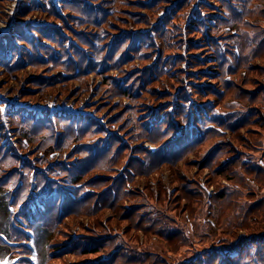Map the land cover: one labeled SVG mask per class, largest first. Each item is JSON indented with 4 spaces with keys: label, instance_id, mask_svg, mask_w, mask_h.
I'll return each instance as SVG.
<instances>
[{
    "label": "rangeland",
    "instance_id": "374dc122",
    "mask_svg": "<svg viewBox=\"0 0 264 264\" xmlns=\"http://www.w3.org/2000/svg\"><path fill=\"white\" fill-rule=\"evenodd\" d=\"M20 1L0 0V35L10 23H30L50 25L63 40L59 45L39 41L30 31L37 46L56 58L44 55L46 59L39 63L19 56V69H11L8 78L0 67V147H6L9 156L0 168L2 179L16 175L9 180L11 185L0 184V264H84V257L62 250L64 243L81 246L101 235L115 238V246L119 245L109 254L111 248L102 250L101 258L127 253L128 258L116 264H210L223 253L213 246L264 232V0H223L225 10L214 0H183L176 11L181 14L173 22L180 26V46L161 51L158 40L152 39L151 48L141 50L149 52L145 58L120 60V56L119 62L111 64L117 66L106 72L88 66L97 57L112 59L106 52L111 37L122 29L150 33L168 0L150 10H137V1L143 0H81L91 7L114 8L107 12L112 15L107 22L97 26L86 23L79 13L61 12L56 3V18L43 11L18 17ZM136 11L146 23H131ZM195 18L203 25L200 30L191 25ZM196 39L202 40L198 46L190 44ZM213 50L220 53L224 65L211 62ZM158 52L161 59L176 52L181 59L165 57L169 76L144 86H151L153 93L138 89L132 98L122 94L115 81L130 83L143 65L151 64L147 57L156 62ZM191 59L192 64L187 63ZM198 69L215 74L198 73ZM177 76L179 80L172 78ZM199 83L218 93L216 98L203 96L212 106L209 111L227 122L245 115L244 122L230 130L207 120L209 134L193 151L153 159L162 140L145 135L140 120L147 115H139L145 108L150 111L155 99L170 107L171 99L197 89ZM9 106L62 117L51 123L13 122L5 114ZM70 114L88 118L96 128L83 130L87 126L69 120ZM104 133L115 135L117 141L104 158L95 156L88 164L92 156L87 151L105 141ZM45 184L55 185L73 202L84 196L90 200L69 208V215L59 214L56 205L53 213L40 222L33 218L32 224L15 215L22 201L11 205L10 197L32 198L36 203ZM104 191L111 194L101 200L98 196ZM147 219L154 223L149 226ZM259 255L264 260V248L253 259L259 261Z\"/></svg>",
    "mask_w": 264,
    "mask_h": 264
},
{
    "label": "trees",
    "instance_id": "16d2710c",
    "mask_svg": "<svg viewBox=\"0 0 264 264\" xmlns=\"http://www.w3.org/2000/svg\"><path fill=\"white\" fill-rule=\"evenodd\" d=\"M162 1L163 0L137 1V10L142 7L146 10H150L156 4L157 8L161 7ZM182 1L183 0H168L170 4L166 8H164V15L161 18H158L156 23L151 27L150 33L152 35L147 32H142L141 30L129 29H122L120 32L115 33L111 37V41L108 43L109 46L106 49V52H108V56H110L112 59L103 61L102 58L98 59L97 57L94 59L93 64H90V66H88L89 70L95 71V68H98L100 72H106V70L108 68L110 69L111 66H117V64H111L119 62L118 58L120 56V60H127L132 56L140 59L145 58L149 52H141V50L148 47L151 48L152 39L155 38L161 45V51L169 49L174 45L180 46V39L178 37L180 26L177 25V23L173 22L174 20H177L181 14L180 12L176 13V11L181 8L179 7V5ZM214 1L219 4V7L222 10L227 9V7L223 5V0ZM54 3L58 4L61 12H63L64 10H69L75 13H79L81 16L85 17L86 23H90L95 26L106 23L108 17L112 16L107 15V12L114 9H107L97 6L91 7L81 0H21L16 9V14L18 17H22L24 14L29 12L43 11L48 15V17L56 18V16H59V13L55 9ZM184 6H187V4L183 3L182 7ZM85 11H88V14H85ZM143 17L144 16L141 15L139 11H136L135 15L131 16V23L144 24L146 23V19H143ZM58 18L61 20L60 17ZM61 22H63V20H61ZM191 22V25L197 26L198 30H200V26H203L198 18L192 19ZM30 31L35 33L39 41H49L51 43L53 42L55 45H59L61 43V40H63L58 31L50 25H31L30 23H28L25 26H21L20 24L14 22L10 23L7 31L0 35V67L4 70L5 77L9 76V72L11 69H19L18 66L20 65V63L17 59L19 56L22 57L21 60H26L29 62L34 61L39 63H43L46 57H53L51 56V53L45 50L44 47H41L42 45L37 46L34 38L28 33ZM196 40L194 42H191L192 40H189L190 44L198 46L200 41L202 40ZM82 42L84 41L82 40ZM15 43H18V46H16ZM86 44L87 46L93 47L96 51L99 50L98 47H94L95 44H91L90 42H86ZM22 46H24L25 48L27 47V49H21L20 47ZM177 48L179 49L180 47ZM35 49H38L40 53L37 54ZM119 50L121 51L117 56L116 53ZM72 51L74 53V56L78 58L80 54H77L73 48ZM152 51L153 48L150 49V53ZM177 54L178 52L173 54L169 53L165 54V57H174L177 56ZM44 55H46V57H44ZM161 56L162 53L158 52L156 62H154V60H152L150 56L147 57L146 60H150L151 64L143 65L141 67V71H138L137 75H134L132 77L130 83L124 82L123 84H119V82L115 81L116 85L120 86L121 89L124 90L122 94L132 98L138 89L148 90L149 93H153V88L150 86L148 89H145V84L152 83L151 80L155 78L157 80V77L165 75L169 76V68L164 64L165 57L161 59ZM62 58H64L63 60H68L67 57H64V55ZM211 58H214L215 60L211 62H216L217 65H224V62L222 61L223 58L217 50H213V56H211ZM178 59H181V57L177 56L176 60ZM193 59L196 61H201V59H199L198 57H194ZM185 62H187V60H185ZM192 62L193 60L191 59V61L187 63L192 64ZM83 64L84 63L82 61L79 62V66L82 67ZM175 70H178V68H175L174 71ZM196 71L198 73L202 72L205 74H209V76L215 74L214 72H205L202 69H198ZM172 78L179 80L178 76ZM133 81L134 84L132 87L131 83ZM195 87L197 89H191L186 93H179L175 100L171 99V105L168 108H166L165 104L155 99V101L153 102V107L150 109V111L148 108H145L139 115H147L146 118L140 120V126L145 135L162 140L159 147L156 149V153L152 157L153 159L166 158V156L168 155H173L174 157H182L186 151H193V149L198 144L202 143L203 139H205L209 134H207L209 129L205 126V122L207 120L212 119V122L214 123L228 125V128L230 130H233L235 126L240 125L244 122L246 117L245 115L241 118H236L231 122H227V120H225L224 118H220L215 113H213V111H209L212 106L208 105V99H204L203 96L205 94L206 96L214 95V98H216L218 96V93L216 91H212L211 86L205 83L196 84ZM188 94L190 96H188ZM167 100L168 99H165L164 102H168ZM191 102L193 105L190 104ZM209 112L210 115L208 114ZM5 114L13 122H24L23 120L28 119L30 120L29 122L31 124H35L38 120L51 123L52 121H58L62 117L61 115H50L47 112L35 113L30 110L21 111L14 106L7 107L5 110ZM70 115L72 116L69 118V120L82 122L83 124H85V126H87L85 128H82L83 130L96 128V125L92 124L88 118L82 117L80 114L77 116H75L74 114ZM206 115H208L209 117H207ZM39 124L41 123L39 122ZM175 125L180 128L179 132H177ZM101 138L105 141H102L99 146L94 147V150L87 151V154L92 156L90 160H86L88 164L94 159L95 156L97 158H100L101 156L104 158L105 155L111 150L114 143L117 141L115 135L107 136L106 133H104L103 137ZM7 153L8 151L6 147H0V167L4 168L8 163L9 156ZM87 163H85L82 169L87 166ZM223 171V169H220L219 173L221 174ZM6 172H8V169ZM3 176L4 174L1 173L0 168V184L8 185L10 183L11 185V182L9 180L16 175L13 172L11 176L7 178V180L2 179ZM40 180H43L42 177H40ZM45 188L47 189L44 190ZM51 188L55 189L57 187L55 185L45 184L43 190L38 192L39 201L37 200L36 203L33 202L32 198L21 199L20 196H16L14 197V199H12L13 197H10L11 205H16L19 201H22V205H16L17 209L15 215L19 214L22 218L27 220L28 223L32 224L34 223V221L40 222L43 219V216H45L47 213H53L56 205H58L59 207V214L69 215V213H67L69 208L71 209V207L75 206L77 203L82 206L90 200L89 196H84V198H78L73 202L66 196L67 194L63 193L62 191H58L55 189V192L53 194H49ZM20 191L18 194H20ZM14 194L16 195V192ZM101 194L102 195L98 197L101 200H105L106 197L111 193L109 191H104ZM33 203L36 205H33ZM41 205L43 206L42 208ZM146 222L149 224V226L154 223L152 219H147ZM103 236L101 235L96 238H92V240H90L89 242H83L81 246L79 244H72L73 242L71 241L65 242L62 250H70L73 251L70 252L71 254H76L84 257V259H82V261L85 262H83L84 264H116L119 260H126L128 258V255L125 251L116 253L109 258H101L99 253L102 250H108L109 248H111V250L107 253L109 254L111 252H114L115 249H117L119 246H115V238L112 239L110 237H106L105 235ZM227 244L228 245H224L222 243L213 246V248L220 249L223 253L215 263H213V261H210V264H264L263 257L260 255L258 258L259 261L253 259L256 251L264 248V232L260 234L256 233L247 235L245 238L236 237V240L234 239ZM77 245L81 247L80 251H76V249H78ZM204 250L209 251L211 250V248H207ZM76 252H78V254Z\"/></svg>",
    "mask_w": 264,
    "mask_h": 264
}]
</instances>
